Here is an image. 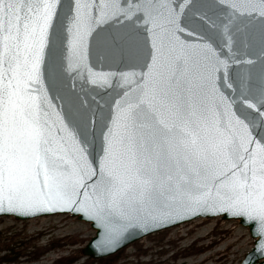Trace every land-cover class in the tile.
Masks as SVG:
<instances>
[{"label": "snow or ice", "instance_id": "obj_1", "mask_svg": "<svg viewBox=\"0 0 264 264\" xmlns=\"http://www.w3.org/2000/svg\"><path fill=\"white\" fill-rule=\"evenodd\" d=\"M56 212L104 252L223 214L264 254V0H0V213Z\"/></svg>", "mask_w": 264, "mask_h": 264}, {"label": "rangeland", "instance_id": "obj_2", "mask_svg": "<svg viewBox=\"0 0 264 264\" xmlns=\"http://www.w3.org/2000/svg\"><path fill=\"white\" fill-rule=\"evenodd\" d=\"M93 235L89 223L70 214L27 220L0 217V264H142L148 259L147 264H240L253 247L246 227L220 217L197 218L146 235L103 258L82 253ZM6 244L11 252L4 249ZM71 254L78 257L69 260Z\"/></svg>", "mask_w": 264, "mask_h": 264}, {"label": "water", "instance_id": "obj_3", "mask_svg": "<svg viewBox=\"0 0 264 264\" xmlns=\"http://www.w3.org/2000/svg\"><path fill=\"white\" fill-rule=\"evenodd\" d=\"M65 214H70L71 216L76 217L78 220L84 221L89 223L91 229L94 230V235L88 240V242L85 244V246L81 249L82 253L86 256L89 257H93V258H103V257H107L110 256L114 253H116L117 251H119L122 248H125L127 245H129L130 243L141 239L142 237L167 229V228H171L174 226H178L180 224L192 221L194 219L197 218H213V217H220L222 220H237L242 226L246 227L248 229L249 235L251 236V238L253 239V247L251 248L250 251H248L244 257L242 258L240 264H264V254H260L257 253L254 249V238L251 234V230L248 226H246L244 223H242L240 220L238 219H232L226 215L223 214H217V215H197L193 218L190 219H186L182 222L176 223V224H172L166 227H161L157 230H152V231H141L139 229L135 230L132 235L128 238H126L119 247H117L115 250L110 251V252H104V251H100L96 245V240H98L97 237V229L93 226V224L91 222H89L88 220H86L85 218H83L81 215L79 214H73L72 212H56V213H52V214H37L35 216H31V217H24V216H19V215H15V214H6V213H0V217H13L16 220H27V219H31V218H36V217H41V216H52V215H65Z\"/></svg>", "mask_w": 264, "mask_h": 264}, {"label": "bare ground", "instance_id": "obj_4", "mask_svg": "<svg viewBox=\"0 0 264 264\" xmlns=\"http://www.w3.org/2000/svg\"><path fill=\"white\" fill-rule=\"evenodd\" d=\"M175 247H177V246H175ZM175 247H173V249H174ZM205 247H207V246H205ZM162 250L167 251L168 249L164 247V248H162ZM177 253H178V250H176V251L173 253V255H176ZM77 257H78V255L71 254V255L68 257V259H69V260H74V259H76ZM62 258H63V257L60 256V257L57 258L56 260H61ZM56 260H55V261H56ZM125 262H129V260H127V261H125ZM150 262H151L150 259L145 260V261H141L142 264H147V263H150ZM160 262H161V261H159V264H160Z\"/></svg>", "mask_w": 264, "mask_h": 264}, {"label": "trees", "instance_id": "obj_5", "mask_svg": "<svg viewBox=\"0 0 264 264\" xmlns=\"http://www.w3.org/2000/svg\"><path fill=\"white\" fill-rule=\"evenodd\" d=\"M4 249H5V250H9L10 252L12 251V250L9 248V245H8V244H6V245L4 246ZM11 258H13V257H9V256H6V255H5V259L9 260V259H11Z\"/></svg>", "mask_w": 264, "mask_h": 264}]
</instances>
